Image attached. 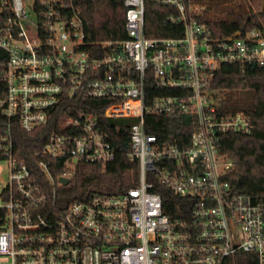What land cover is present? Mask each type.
<instances>
[{"label": "built area", "instance_id": "1", "mask_svg": "<svg viewBox=\"0 0 264 264\" xmlns=\"http://www.w3.org/2000/svg\"><path fill=\"white\" fill-rule=\"evenodd\" d=\"M121 1L127 38L91 42L76 0H0V49L7 53L0 108L9 122L0 140L7 164L0 264H226L238 253L264 264L263 207L225 180L232 163L220 149L222 134L250 135L255 126L245 113H222L209 90L222 64L264 66V32L218 40L198 21L205 6L194 0ZM148 1L176 8L182 38L146 36ZM81 100L107 106L83 107ZM67 102L73 106L59 122L62 131L38 154L43 185L14 156L10 127L17 122L32 132ZM176 115L198 120L187 149L147 130L148 117ZM118 118L136 120L129 159L139 167L137 185L60 208L58 189L69 186L79 164L115 160L105 123ZM157 184L182 207L169 213L152 192Z\"/></svg>", "mask_w": 264, "mask_h": 264}, {"label": "trees", "instance_id": "2", "mask_svg": "<svg viewBox=\"0 0 264 264\" xmlns=\"http://www.w3.org/2000/svg\"><path fill=\"white\" fill-rule=\"evenodd\" d=\"M205 6V10L196 17L206 24L215 39H229L240 33L245 35L253 28L264 32V11L262 0H194ZM85 24L88 39L91 42L120 41L127 38L125 28V7L121 0H76ZM175 7L160 2L146 3L145 33L148 38H182L183 24L174 21L177 18ZM7 53L0 49V101L6 96V84L3 78ZM212 97L218 100L222 94L219 110L224 114L245 113L251 117L255 129L252 134L225 133L220 138L221 153L232 163L225 180L240 193L253 197L263 207L264 214V66L257 64H222L212 75L209 84ZM154 88L147 86V93ZM161 93V92H158ZM107 106L105 102L81 100L83 107L92 105ZM71 103L61 105L47 125L32 132L23 130L17 122L10 127L13 140V153L25 162L33 177L43 185L47 180L38 167L39 153L50 142L53 133L61 132L62 122ZM135 119L118 118L106 120L105 130L116 150L115 160L108 164H79L67 187L58 189L60 208L74 201H87L93 194L122 195L136 186L139 180V167L129 159L132 150L130 128ZM195 116L176 115L173 117L156 116L147 118V130L160 138L161 143L175 145L181 149L191 146V137L197 130ZM9 122L0 108V140L8 134ZM5 157L0 153V162ZM58 161V160H56ZM57 162H55L56 164ZM61 168L52 167L55 178ZM163 199L165 209L172 213L182 205V201L164 186L157 184L152 190ZM173 206H170V204ZM182 207V206H181ZM226 264H261L257 255L238 253L227 260Z\"/></svg>", "mask_w": 264, "mask_h": 264}, {"label": "rangeland", "instance_id": "3", "mask_svg": "<svg viewBox=\"0 0 264 264\" xmlns=\"http://www.w3.org/2000/svg\"><path fill=\"white\" fill-rule=\"evenodd\" d=\"M206 8V7H205ZM218 95V100H216V102H219L220 99H222V94H217ZM6 167L7 164L5 162H0V175L3 174L4 172H6ZM2 178H4V176H2Z\"/></svg>", "mask_w": 264, "mask_h": 264}, {"label": "water", "instance_id": "4", "mask_svg": "<svg viewBox=\"0 0 264 264\" xmlns=\"http://www.w3.org/2000/svg\"><path fill=\"white\" fill-rule=\"evenodd\" d=\"M262 5H263V11H264V0H262ZM238 36H240V33H237L236 35H234L233 38H237ZM61 182L63 183V185H66V186L70 183L68 179H61Z\"/></svg>", "mask_w": 264, "mask_h": 264}]
</instances>
